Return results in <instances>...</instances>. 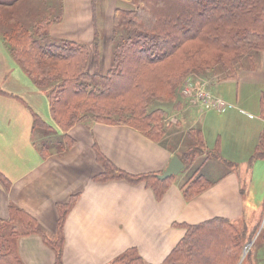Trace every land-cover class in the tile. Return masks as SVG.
I'll use <instances>...</instances> for the list:
<instances>
[{
	"label": "trees",
	"instance_id": "1",
	"mask_svg": "<svg viewBox=\"0 0 264 264\" xmlns=\"http://www.w3.org/2000/svg\"><path fill=\"white\" fill-rule=\"evenodd\" d=\"M125 1L128 7L113 10L109 66L101 73L98 29L91 46L50 35V26L61 19L62 0H0V12H10L3 19L1 39L21 69L46 93L51 116L60 129L32 111L31 142L43 157L70 149L75 141L67 130L83 121L128 125L161 141L168 130L166 105L174 106V111L179 107V91L187 76L216 73L220 80H237L240 69H255L264 53V0ZM91 3L95 19L97 0ZM89 62L93 71L87 68ZM260 106L264 114L263 96ZM185 135L193 142L177 156L190 172L180 184L189 201L224 174L211 179L202 171L217 153L206 151L202 130L191 127ZM93 149L102 166L94 176L96 181L143 182L156 200L173 182L174 175L160 179L157 172L129 173L111 162L96 142ZM255 150L264 152V126ZM0 182L6 190L11 186L1 171ZM77 197L71 195L67 202L57 204L53 234L11 202L9 217L0 218V264H24L17 239L30 233L38 234L54 251V264H62L65 220ZM172 223L185 233L160 264H241L247 255L243 256L242 232L226 217ZM106 264L150 263L136 246H130Z\"/></svg>",
	"mask_w": 264,
	"mask_h": 264
},
{
	"label": "crops",
	"instance_id": "2",
	"mask_svg": "<svg viewBox=\"0 0 264 264\" xmlns=\"http://www.w3.org/2000/svg\"><path fill=\"white\" fill-rule=\"evenodd\" d=\"M87 2L90 4L89 0ZM70 11V3L63 0L61 19L50 26V35L91 46L95 28L91 23H81V13H75L73 25L72 22L71 26L62 24ZM97 28L99 33L98 25ZM0 90L9 94L0 91V171L11 182L8 190L0 182V218L9 217L8 205L12 202L53 234L57 204L65 203L71 195L77 194L65 220L62 264H106L130 246H136L146 262L160 264L185 233L183 227L172 222L197 223L215 216L231 220L243 211L248 198L245 200L243 184L235 171L237 163L232 162L233 158L237 160L233 156L238 153L237 144L222 134L218 135L220 142L215 143L217 153H213L202 167L211 179L224 174L222 178L187 201L180 189L184 179H176V174L163 197L156 200L143 182L94 180L102 166L96 160L93 143L96 142L111 162L129 173H159L173 155H178L179 145H169L162 140L168 132L157 142L128 125L77 122L67 130L75 141L74 145L63 153L43 157L31 142L32 111L58 131L60 129L51 116L46 93L36 87L13 59L1 36ZM181 99L177 111L184 120H190L185 129L198 126L206 144L203 128L208 119L213 118L209 114L213 108L204 110L185 98ZM226 106L232 107L226 103L218 111L226 110ZM198 108L205 112L199 115ZM173 113L171 110L169 115L174 118ZM177 120L179 123L180 119ZM200 121L204 124L196 125ZM260 134L261 131L258 139ZM178 141L181 143L180 139ZM210 151H213L212 147ZM227 162H232V166H227ZM188 173L189 169L186 170ZM248 203L261 208L264 201L258 205L249 200ZM17 252L24 264H54L55 261L54 251L36 233L19 236Z\"/></svg>",
	"mask_w": 264,
	"mask_h": 264
},
{
	"label": "rangeland",
	"instance_id": "3",
	"mask_svg": "<svg viewBox=\"0 0 264 264\" xmlns=\"http://www.w3.org/2000/svg\"><path fill=\"white\" fill-rule=\"evenodd\" d=\"M89 1L90 4L87 0H66V2L70 3L71 11L67 17L69 12L67 6L66 22L62 24L71 26L75 13L76 15L81 13V23L83 25L91 23L96 29H98V25L100 34L98 70L104 73L109 66L110 60L112 11L115 7H128L129 4L125 0H97L95 19H93L94 10L91 0ZM8 10L10 11V9ZM23 10H21V13L26 16ZM9 14H6V10L3 13L0 12V32L4 29L3 19ZM87 68L90 71L94 70L90 62L87 64ZM197 85L208 88L209 92L211 91L218 98L232 106L229 108L227 105V109L224 111L213 109L209 112L210 116L213 115V118L208 119L207 126L203 128L205 139H207L205 141L206 151H210V147H212L214 152L215 143H219L221 140L218 136L219 134L226 136L228 141H233L237 144L238 153L233 154V156L237 157V160L233 158L237 162L232 161L234 164L237 163L235 171L243 184L245 200L248 198L251 204L258 205L264 201V152L259 153L255 150L258 143L257 140H259L258 133L264 126V114L260 106L261 96L264 98V53L259 61H256L255 69H240L237 80H220L216 73H211L207 76H187L179 91V98L183 99L186 96L187 98L185 99L193 103V100L188 99L189 95L183 92V89L195 88ZM166 107L169 111L172 110L174 112L172 116H175L173 118L167 115L168 135L162 140L169 145H175V143L179 145L177 150L179 153L186 148L188 142H193L188 135L184 134L185 125L190 120L182 118L181 113L179 114V111H177L179 107L175 111L173 109L174 106L169 103ZM198 111L199 115L205 112L200 111L199 108ZM248 114L254 116V119H250ZM177 119H180L179 123H177ZM203 124L200 121L196 125L200 126ZM179 139L181 143L178 141ZM216 150L218 151V149ZM232 162H229V165ZM186 175V169H181L176 175V179H185L188 176ZM248 200H246L243 211L236 218L231 219L239 231L242 232L243 252H247L244 259L243 257L241 258V260L243 259L241 264H264V203L261 208H255L248 203Z\"/></svg>",
	"mask_w": 264,
	"mask_h": 264
},
{
	"label": "built area",
	"instance_id": "4",
	"mask_svg": "<svg viewBox=\"0 0 264 264\" xmlns=\"http://www.w3.org/2000/svg\"><path fill=\"white\" fill-rule=\"evenodd\" d=\"M183 92L187 93L202 109H220L225 104L222 99L218 98L201 85H197L195 88H185Z\"/></svg>",
	"mask_w": 264,
	"mask_h": 264
},
{
	"label": "water",
	"instance_id": "5",
	"mask_svg": "<svg viewBox=\"0 0 264 264\" xmlns=\"http://www.w3.org/2000/svg\"><path fill=\"white\" fill-rule=\"evenodd\" d=\"M183 167L184 163L181 161V159L177 155H173L164 170L157 173V177L164 179L171 175H176L181 169H183Z\"/></svg>",
	"mask_w": 264,
	"mask_h": 264
}]
</instances>
